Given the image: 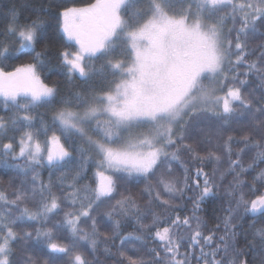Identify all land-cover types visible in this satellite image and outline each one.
I'll list each match as a JSON object with an SVG mask.
<instances>
[{
  "label": "snow or ice",
  "instance_id": "1",
  "mask_svg": "<svg viewBox=\"0 0 264 264\" xmlns=\"http://www.w3.org/2000/svg\"><path fill=\"white\" fill-rule=\"evenodd\" d=\"M0 169V264H264V0H14Z\"/></svg>",
  "mask_w": 264,
  "mask_h": 264
},
{
  "label": "trees",
  "instance_id": "2",
  "mask_svg": "<svg viewBox=\"0 0 264 264\" xmlns=\"http://www.w3.org/2000/svg\"><path fill=\"white\" fill-rule=\"evenodd\" d=\"M14 0H0V25L3 23V13L6 11V9L13 3ZM91 2V0H65V3L68 6H83L86 3ZM8 70H11V67L8 68ZM43 111V109H41ZM0 171H3L0 169ZM45 175H47L45 173ZM0 179H7V177H0ZM66 259V258H65Z\"/></svg>",
  "mask_w": 264,
  "mask_h": 264
}]
</instances>
